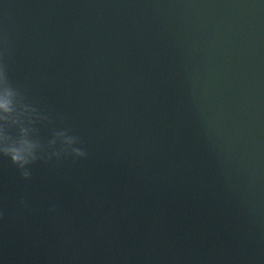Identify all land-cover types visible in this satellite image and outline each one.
<instances>
[{
  "label": "water",
  "instance_id": "95a60500",
  "mask_svg": "<svg viewBox=\"0 0 264 264\" xmlns=\"http://www.w3.org/2000/svg\"><path fill=\"white\" fill-rule=\"evenodd\" d=\"M5 37L87 156L0 157V264H264V0H0Z\"/></svg>",
  "mask_w": 264,
  "mask_h": 264
},
{
  "label": "clouds",
  "instance_id": "9594fccd",
  "mask_svg": "<svg viewBox=\"0 0 264 264\" xmlns=\"http://www.w3.org/2000/svg\"><path fill=\"white\" fill-rule=\"evenodd\" d=\"M10 45L7 37L4 39L3 47L0 48V108L9 115L0 117L4 123L0 124V157H8L18 168L24 179L32 177L31 166L39 160L51 161L53 157L60 159L62 156L86 157L87 152L75 145L79 142L78 138L69 135L67 130H60L54 133V138L47 144L39 138H34L36 129L32 125L42 117L38 110L31 104L26 103L24 91L13 83L10 77ZM15 96L19 104L11 107L10 97ZM10 128L18 129L17 135L9 133ZM60 147L56 149L57 142ZM27 206V201H21ZM54 210V209H53ZM4 216L0 211V219Z\"/></svg>",
  "mask_w": 264,
  "mask_h": 264
}]
</instances>
